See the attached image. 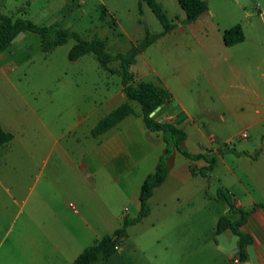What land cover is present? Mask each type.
<instances>
[{"label": "rangeland", "instance_id": "obj_1", "mask_svg": "<svg viewBox=\"0 0 264 264\" xmlns=\"http://www.w3.org/2000/svg\"><path fill=\"white\" fill-rule=\"evenodd\" d=\"M156 1L175 29L139 54L131 69L142 81L170 86L196 116L195 123L187 127L190 138L182 145L185 150L197 153L198 143L213 136L215 142L208 146H221L220 157L225 156L231 164L237 150L247 153L248 144L253 143L252 137L249 142L246 139L243 149L240 135L235 136L246 130L241 118L252 117V108L243 102L250 82L259 87L264 102V0H203L208 11L195 24L186 22L187 15L177 0ZM0 12L13 20L53 25L49 39H54L59 29L76 32L87 40L104 39L112 56L138 47L148 34L164 31L149 6L140 0H0ZM236 25L244 27L246 42L226 47L216 28L222 32ZM75 44L70 37L65 45L45 53L41 36L24 33L0 55V124L14 135L0 148V180L14 198L0 186V264H23L28 240L37 244L44 238V231L32 222L42 215L43 187L54 189L47 179L56 169L54 162L61 148L75 161L84 159L97 144L92 136L97 122L126 101L107 102L123 86L120 62L109 64L116 74L102 68L94 54L72 62L68 54ZM225 57L228 63L223 61ZM211 60L217 62L216 68ZM249 96L258 102L252 92ZM132 105L141 113L138 103ZM88 115L91 117L83 121ZM194 124L201 127L203 136ZM226 174L222 163L209 173L213 178L208 182L207 196L213 202L206 213L193 220L204 224L206 231L223 207L214 202L222 187L216 176ZM60 183L75 196L70 202L94 204V187L75 169L64 167ZM113 202L117 213L127 206L118 198ZM94 205L99 206L98 198ZM75 238L73 228H64L52 240Z\"/></svg>", "mask_w": 264, "mask_h": 264}, {"label": "crops", "instance_id": "obj_2", "mask_svg": "<svg viewBox=\"0 0 264 264\" xmlns=\"http://www.w3.org/2000/svg\"><path fill=\"white\" fill-rule=\"evenodd\" d=\"M247 16L249 15L247 14ZM197 22L199 19L193 24ZM242 30L245 36L244 27ZM225 31L227 30L221 32L216 28V32L222 36L223 44ZM245 42L246 36L244 42L230 48L241 46ZM223 61L228 63L230 60L225 57ZM211 62L213 68H216L217 62L214 60ZM135 64L136 60L133 65ZM131 67L129 71L134 76L135 73ZM137 75H135L136 84L145 82L141 77H136ZM261 76L264 78V72L261 73ZM250 84L251 87L246 88L248 94L243 102L252 108V117L249 114L245 115L247 117L241 118L246 130L235 135H241L247 130L252 132L249 133L247 140L249 142L253 138V143H246L250 149L246 150L248 154H244L243 150H237L235 152L236 160H232L229 164L225 156L220 157L221 146H208L209 142H215L213 136L209 137L207 141L205 139V142L203 140L199 142L198 147L201 149L199 148L197 153H192L208 152L210 156L219 158L211 173H214L219 164L222 163L225 166L226 176H216L217 180L221 182L222 187L220 188L227 190L232 195V201L236 208L246 210L264 202V145H262L264 102L259 87L254 81ZM155 85L166 89L171 95V100L162 105L151 117L160 123H173L186 132L189 124L195 123L194 117L196 116L182 104L170 86ZM184 85L186 84L184 83ZM250 92L254 94L258 102L249 96ZM120 98L126 100L121 105L128 102L123 92V86L107 102L114 103ZM130 104L133 107L132 102ZM121 105L112 109L108 114ZM135 114V116H130L135 118L133 121L128 117L107 133L99 137L92 135L98 140L97 144L79 162L61 148L54 162L56 169L53 175L47 179V184L54 189L47 190L46 186L43 187L40 192V199L43 203L40 208L42 215L32 222L35 228L44 231V238L37 244L35 240H28L23 264H72L85 249L120 229L125 218L134 219L138 216L142 185L145 179L155 172L166 145L162 133L147 129L141 113L135 111ZM89 117L91 115L84 116L83 121ZM221 118L224 120V115ZM123 123L124 125L121 126ZM194 125L199 136H203L201 127ZM189 138L190 135L187 134V139L182 145ZM242 140L241 146L246 149V140ZM205 143L207 144L205 145ZM229 150L234 151L235 149L229 148ZM206 165L204 160L191 161L178 151H174L168 162L169 173L165 182L153 191L148 201L149 216L142 222L130 226L126 236L121 240L117 252L101 264H127L125 256L135 264H240L235 263L237 259L235 255L225 254L219 250L216 233L219 219L222 216L229 217L232 221L240 218L239 214L230 211L226 202L214 201L219 202L223 207L214 217L209 231L205 230V225L201 222L193 221L196 216L206 213L213 202L207 196L208 182L213 177L210 175L203 177L198 174ZM64 167L69 170L75 169L82 174L87 183L94 187L92 202L95 204V198H98V207L94 204L89 206L78 199L77 205L70 202L71 197L75 196H72L71 190H64L60 183ZM192 170L195 171L194 174ZM0 186L13 198L10 190L3 185L1 180ZM116 198L122 205H127L120 213H117L113 207V200ZM138 226H141L140 229H135ZM64 228H73L76 238L72 241L54 242L52 237ZM240 230L253 238V243L250 245L253 247L255 263L249 254L248 263L264 264V210L253 211L249 220ZM222 234L229 242L236 236L230 229Z\"/></svg>", "mask_w": 264, "mask_h": 264}, {"label": "trees", "instance_id": "obj_3", "mask_svg": "<svg viewBox=\"0 0 264 264\" xmlns=\"http://www.w3.org/2000/svg\"><path fill=\"white\" fill-rule=\"evenodd\" d=\"M146 3L162 24L164 31L160 34H148L144 41L138 47L130 48L125 54L112 56L107 52V41L101 38L91 40L84 39L76 32L68 30H57L54 39H49L53 29L51 26H38L28 19H16L2 14L0 12V55L6 52L11 45L12 40L20 33H33L41 36L42 50L49 53L59 46L65 45L69 38L72 37L76 44L70 50L68 59L72 62L86 54H94L102 68L112 74H116V69H111L109 64L115 61L120 62L119 73L122 79L123 92L128 102L118 107L116 110L105 116L99 121L92 131L94 137H99L111 129L119 126L126 118L135 116V111L130 102H136L141 107V116L144 124L152 132H161L163 141L166 145L165 152L161 155L155 172L151 173L144 181L140 194V212L134 219L125 218L123 226L113 235L105 236L95 245L85 249L72 264H101L109 260L116 252L121 240L126 236L127 229L137 223L142 222L150 214L148 204L153 191L160 187L166 180L169 170L168 162L174 151H178L191 161L204 160L207 165L202 168L198 174L208 177L217 165V158L210 156L208 152L192 154L182 147V143L187 139V133L175 126L173 123H160L156 121L151 114L165 103L171 100L169 92L161 86L148 82L134 84L133 75L129 68L135 63L136 57L144 52L148 47L154 44L165 34L173 31L175 25L171 23L163 8L156 0H140ZM181 9L186 13V22L192 24L196 22L203 14L208 11V5L203 0H177ZM245 36L240 25H236L223 34V41L227 47H232L244 42ZM12 133L6 132L0 124V148L13 140ZM240 154V153H237ZM246 155L248 153H245ZM194 174L195 171L192 170ZM218 201H224L228 204L229 209L234 214H239L238 220L232 221L229 217L222 216L217 224V235L230 229L237 237L239 252L235 255L240 264H249L247 253L248 245L253 243V238L243 233L240 228L246 224L253 211L257 209L264 210V202L255 205L252 209L246 210L236 208L232 195L225 189L220 188L217 193ZM127 264H135L129 257L125 256Z\"/></svg>", "mask_w": 264, "mask_h": 264}, {"label": "water", "instance_id": "obj_4", "mask_svg": "<svg viewBox=\"0 0 264 264\" xmlns=\"http://www.w3.org/2000/svg\"><path fill=\"white\" fill-rule=\"evenodd\" d=\"M24 33L20 32L13 40L11 43L16 42L19 38L23 37ZM160 108H158L156 111H158ZM155 111V112H156ZM155 112H153L151 114V116H153L155 114ZM218 241H219V250L222 251L225 254H231V255H236L239 252V248L237 246V236H234L233 240L231 242H229L227 240V238L225 237L224 234H219L218 235ZM248 254L251 257V259L253 260V262L255 263L254 260V252H253V247L252 245L248 246Z\"/></svg>", "mask_w": 264, "mask_h": 264}, {"label": "built area", "instance_id": "obj_5", "mask_svg": "<svg viewBox=\"0 0 264 264\" xmlns=\"http://www.w3.org/2000/svg\"><path fill=\"white\" fill-rule=\"evenodd\" d=\"M248 137H249V134H248V132H243V133H241V135L239 136V139H243V140H246V139H248ZM71 207H73V205H71ZM118 249V247H116V250ZM235 263H239V261H238V259H236L235 260Z\"/></svg>", "mask_w": 264, "mask_h": 264}]
</instances>
